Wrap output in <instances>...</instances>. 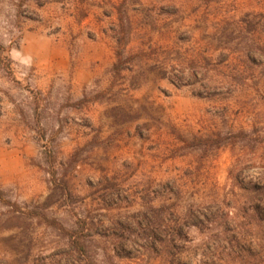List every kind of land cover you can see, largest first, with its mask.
Segmentation results:
<instances>
[{"label":"rangeland","instance_id":"374dc122","mask_svg":"<svg viewBox=\"0 0 264 264\" xmlns=\"http://www.w3.org/2000/svg\"><path fill=\"white\" fill-rule=\"evenodd\" d=\"M261 233L264 0H0V264H251Z\"/></svg>","mask_w":264,"mask_h":264},{"label":"trees","instance_id":"16d2710c","mask_svg":"<svg viewBox=\"0 0 264 264\" xmlns=\"http://www.w3.org/2000/svg\"><path fill=\"white\" fill-rule=\"evenodd\" d=\"M121 40L122 39H120V37H119V39H118L119 43H121ZM122 55H123V50H122V47H121V49L117 51V56H118L119 60L122 59ZM256 212H257L258 215L261 214L258 209H256ZM257 238H258V247L261 248V250L257 251V253L255 254V256L257 255V256H259V258L255 262L254 261L251 262V264H260L262 262L261 258L264 256V253L262 254V252H264V247L261 245L262 242L264 241V234H262V233H261V235L258 234ZM70 242H71V244H72V246H73V248L75 249L76 252H78L79 254L84 255V249H83L82 244L79 241V237L78 236L73 235L70 238Z\"/></svg>","mask_w":264,"mask_h":264}]
</instances>
